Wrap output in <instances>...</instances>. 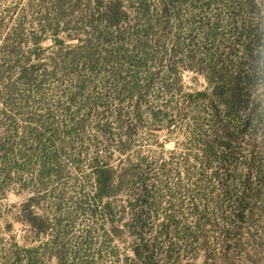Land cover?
Listing matches in <instances>:
<instances>
[{"label": "trees", "instance_id": "16d2710c", "mask_svg": "<svg viewBox=\"0 0 264 264\" xmlns=\"http://www.w3.org/2000/svg\"><path fill=\"white\" fill-rule=\"evenodd\" d=\"M199 1L13 7L0 43V175L33 174L15 220L46 238L42 257L116 264L121 246L127 264H235L226 250L245 247L231 242L258 231L264 0H224L225 17L203 15L218 0ZM185 71L207 87L186 91ZM157 132L181 138L166 155L138 149L140 135ZM82 168L67 196L66 177ZM78 216L89 225L70 242ZM22 252L19 264L39 259L36 247Z\"/></svg>", "mask_w": 264, "mask_h": 264}, {"label": "rangeland", "instance_id": "374dc122", "mask_svg": "<svg viewBox=\"0 0 264 264\" xmlns=\"http://www.w3.org/2000/svg\"><path fill=\"white\" fill-rule=\"evenodd\" d=\"M27 1L29 0H0V20L3 23L0 29V43L8 29L13 25V19L18 15V12H12L13 7L17 6L21 9L25 7ZM204 2L205 0H200L199 6H201V3L204 4ZM223 2L224 0H218L214 8L202 10L205 12L203 15L207 17L211 16L213 13L219 12L225 17L224 15H226V13H224ZM186 7L189 8V6H183V9L186 10ZM261 8H264L263 4H261ZM202 11L199 10V12ZM243 17L251 21L256 19V16L247 10L243 13ZM31 18L32 16L30 14L27 20H31ZM182 80L186 91L203 90L207 87L204 78L192 71H185L182 75ZM253 91L254 93L260 94V99L262 104H264V86L255 87ZM29 105V109H38L37 102L33 103V105L29 103ZM261 136L262 134H259L258 139H260ZM180 138L181 136L176 133L168 134L166 132H157L156 138L143 133V135L139 137L140 141L137 142V147L138 149L141 148L144 153L153 156L161 154V151L166 155L167 152L174 149L175 143L180 141ZM64 163L68 164V162ZM85 171H87V168H82L80 171H74L66 177L67 180L65 181L67 182L65 189L67 196L73 197L76 195L79 189L78 186L82 184V174L85 173ZM32 176L33 174H31V172L12 174L11 177L0 175V264H19L16 258L19 254L21 256L24 255L22 248L26 247V244L36 247L37 253H39L38 261L36 263L34 261L33 264H55L54 258L42 257L41 253L45 251L44 243L46 238L34 237V235L30 233L28 227L19 224L15 220V216L21 208L22 203L32 194V186H30L32 185ZM45 204L47 203L43 204V208L47 207ZM253 222H255V227L258 229L257 232L255 228H253L250 232L252 235L249 236L245 234V236L237 237V240L231 242L233 243L232 245H235V242L240 240L245 248L239 250L231 247L230 250H226V255L231 257L235 264H264V216L255 218ZM87 225H89L87 218L78 216V219L73 225L72 238L69 239L71 240L70 242L77 240V238L75 239L74 237H78L81 230ZM93 241L97 247L101 239L99 240L95 237ZM70 244L74 243H69V247H71ZM114 244L117 245L116 242H113L111 245L113 246ZM118 251L120 261L118 263L116 262V264H127L124 261V257L125 255L131 257L132 254L129 251L125 253L121 246L118 247ZM102 257L107 263L113 259L105 250L102 251ZM200 261L201 259L198 260V263ZM22 264H25V261H23Z\"/></svg>", "mask_w": 264, "mask_h": 264}]
</instances>
